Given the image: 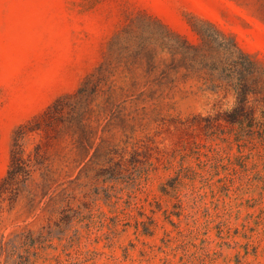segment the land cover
<instances>
[{
    "label": "rangeland",
    "instance_id": "1",
    "mask_svg": "<svg viewBox=\"0 0 264 264\" xmlns=\"http://www.w3.org/2000/svg\"><path fill=\"white\" fill-rule=\"evenodd\" d=\"M245 112L264 0H0V264H264Z\"/></svg>",
    "mask_w": 264,
    "mask_h": 264
},
{
    "label": "trees",
    "instance_id": "2",
    "mask_svg": "<svg viewBox=\"0 0 264 264\" xmlns=\"http://www.w3.org/2000/svg\"><path fill=\"white\" fill-rule=\"evenodd\" d=\"M247 93L242 92L238 95V102L244 103L246 100ZM228 121L232 124H237L239 128H247L248 130H253V127H257V133L264 135V122H255L253 114L250 112H245V115H230Z\"/></svg>",
    "mask_w": 264,
    "mask_h": 264
}]
</instances>
